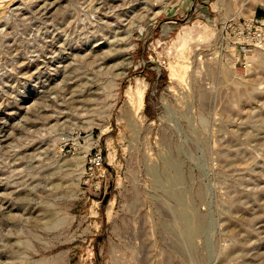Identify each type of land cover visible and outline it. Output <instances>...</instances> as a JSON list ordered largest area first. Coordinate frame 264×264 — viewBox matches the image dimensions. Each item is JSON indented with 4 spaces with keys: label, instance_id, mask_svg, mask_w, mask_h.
Instances as JSON below:
<instances>
[{
    "label": "rangeland",
    "instance_id": "374dc122",
    "mask_svg": "<svg viewBox=\"0 0 264 264\" xmlns=\"http://www.w3.org/2000/svg\"><path fill=\"white\" fill-rule=\"evenodd\" d=\"M259 38L264 0H0V264H264Z\"/></svg>",
    "mask_w": 264,
    "mask_h": 264
},
{
    "label": "bare ground",
    "instance_id": "6f19581e",
    "mask_svg": "<svg viewBox=\"0 0 264 264\" xmlns=\"http://www.w3.org/2000/svg\"><path fill=\"white\" fill-rule=\"evenodd\" d=\"M129 32V31H128ZM128 34V33H127ZM124 44V43H123ZM127 49V48H126ZM110 54H111V52H110ZM127 54V53H126ZM128 55V54H127ZM126 55V56H127ZM119 57V56H118ZM122 57V56H121ZM118 59H120V58H118ZM131 62L130 61H128V58H126V57H123V59L122 60H120V62L119 63H117V65H120L119 66V69L121 70L120 72H118V76H120V75H124L125 74V72H126V70H127V68H128V65L130 64ZM106 65V64H105ZM113 65V64H112ZM116 69V68H115ZM117 72V71H116ZM170 75H172L173 76V73H171ZM177 75V74H176ZM175 76V75H174ZM171 79V78H170ZM173 79V78H172ZM144 88V87H143ZM128 95H127V98H128V100H127V106L129 107L130 105L132 106V104H134L135 103V100L137 99V100H141L142 101V99H143V90L142 89H140L139 87H137L136 89H134L133 91H129L128 93H127ZM134 102V103H133ZM140 102V101H139ZM137 103H138V101H137ZM140 104V103H139ZM134 107V106H133ZM132 107V108H133ZM131 108V107H130ZM130 111V110H129ZM133 111V110H132Z\"/></svg>",
    "mask_w": 264,
    "mask_h": 264
},
{
    "label": "built area",
    "instance_id": "2783aa9c",
    "mask_svg": "<svg viewBox=\"0 0 264 264\" xmlns=\"http://www.w3.org/2000/svg\"><path fill=\"white\" fill-rule=\"evenodd\" d=\"M260 46H264V38L257 39ZM101 155L98 153L91 154L86 162V172H92L101 164Z\"/></svg>",
    "mask_w": 264,
    "mask_h": 264
},
{
    "label": "trees",
    "instance_id": "16d2710c",
    "mask_svg": "<svg viewBox=\"0 0 264 264\" xmlns=\"http://www.w3.org/2000/svg\"><path fill=\"white\" fill-rule=\"evenodd\" d=\"M101 201H102L103 203H105V201H106V200H105V197H103V198L101 199Z\"/></svg>",
    "mask_w": 264,
    "mask_h": 264
}]
</instances>
